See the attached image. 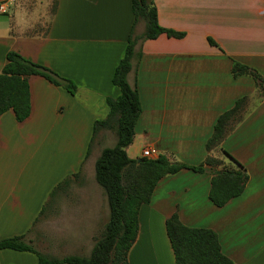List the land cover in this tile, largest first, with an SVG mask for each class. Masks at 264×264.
Here are the masks:
<instances>
[{
  "label": "crops",
  "instance_id": "1",
  "mask_svg": "<svg viewBox=\"0 0 264 264\" xmlns=\"http://www.w3.org/2000/svg\"><path fill=\"white\" fill-rule=\"evenodd\" d=\"M0 2L5 3L0 69L5 53L13 50L75 85L70 93L29 75L28 116L17 122L10 109L0 114V239L23 235L30 244L35 224L56 209H62L64 235L83 205L91 218L107 206L102 189L84 176H93L94 160L102 148L113 146L114 133L105 128L93 133L92 124L106 116L105 98L118 95L111 83L114 67L131 27L132 36H138L143 22L133 25L130 0H53L48 16L50 0ZM153 4L158 24L183 36L161 33L133 47L126 80L137 91L140 112L127 156L134 158L127 149L136 139L140 150L150 146L154 157L162 154L188 165L211 156L227 166L225 151L243 166L247 179L239 195L217 207L207 198L208 171L180 169L160 178L149 203L137 211L127 264H173L164 228L171 213L186 226L213 230L233 264H264V96L250 75L230 72L236 61L264 76V0ZM242 96L241 118L219 146L206 150L217 116ZM71 186L76 188L69 193ZM64 203L69 205H59ZM35 261L32 252L0 249V264Z\"/></svg>",
  "mask_w": 264,
  "mask_h": 264
},
{
  "label": "trees",
  "instance_id": "2",
  "mask_svg": "<svg viewBox=\"0 0 264 264\" xmlns=\"http://www.w3.org/2000/svg\"><path fill=\"white\" fill-rule=\"evenodd\" d=\"M130 10L133 25L141 20L143 30L133 37L131 27L124 53L111 77V83L118 88V95L105 98L107 114L92 124L93 133L100 128L112 130L115 142L111 147L102 148L93 163V179L105 195L108 214L102 230L93 239L89 255L72 254L55 258L36 251L23 240V235L0 239V249L32 252L36 257L34 264H127V251L137 231V211L141 205L149 203L152 190L160 178L180 169L208 171L210 178L207 198L217 207L242 192L247 174L243 166L225 151L223 154L229 159L227 166L211 156H207L198 165L170 160L162 154L151 158L139 157L138 161L127 156L125 148L133 139L134 124L140 112L137 91L126 80L134 56L133 47L138 40L152 39L161 33L174 38L183 36V32L158 24L153 0H130ZM207 41L210 45H216L210 38ZM230 72L233 77L250 75L261 96H264V76L236 61H232ZM29 75L42 76L70 93L75 91V85L70 80L9 50L5 53V62L0 69V114L10 109L17 122L28 116ZM245 105L246 97H239L229 109L217 116L212 132L205 141L206 150L219 146L229 127L241 118ZM77 174H73L74 178ZM66 181L68 179L62 183ZM164 228L173 264H233L221 252L213 230L186 226L179 221L176 213L165 218Z\"/></svg>",
  "mask_w": 264,
  "mask_h": 264
},
{
  "label": "rangeland",
  "instance_id": "3",
  "mask_svg": "<svg viewBox=\"0 0 264 264\" xmlns=\"http://www.w3.org/2000/svg\"><path fill=\"white\" fill-rule=\"evenodd\" d=\"M44 1V0H43ZM53 5V0H50L47 16L50 13ZM35 10L38 9L37 4H35ZM30 11H34V8L30 7ZM48 18V17H47ZM115 137L113 135V145ZM140 142L136 139L132 142V145L128 147L127 153L131 157H138L140 153ZM141 145V144H140ZM86 172V171H85ZM68 180H74L73 174L67 178ZM86 182H96L93 176H89L86 172L84 176ZM75 184V183H74ZM98 186V185H97ZM76 186H71L69 188V193L74 192L73 190ZM100 189V187H98ZM101 190V189H100ZM65 207L69 203L59 204ZM107 206L103 210H100L97 218H91L89 215V208L83 205V209L76 214V217L69 220L68 228L64 227V235H62V209H56L47 218L39 221L35 224L32 234L34 240L30 245L38 252L48 254L55 258H60L64 255H80L88 256L92 246L94 237H96L103 228L104 223L107 220ZM104 214V215H103ZM92 223L93 226H89ZM66 241L64 242L63 239Z\"/></svg>",
  "mask_w": 264,
  "mask_h": 264
},
{
  "label": "built area",
  "instance_id": "4",
  "mask_svg": "<svg viewBox=\"0 0 264 264\" xmlns=\"http://www.w3.org/2000/svg\"><path fill=\"white\" fill-rule=\"evenodd\" d=\"M10 1H12V0H10ZM4 11H5V3L0 2V12H4ZM155 153L156 152H155L154 148L147 146V147L142 148V150L140 152V156L145 157V158H151V157H154Z\"/></svg>",
  "mask_w": 264,
  "mask_h": 264
},
{
  "label": "water",
  "instance_id": "5",
  "mask_svg": "<svg viewBox=\"0 0 264 264\" xmlns=\"http://www.w3.org/2000/svg\"><path fill=\"white\" fill-rule=\"evenodd\" d=\"M136 160L138 161V160H139V158H136ZM216 172H218V170H217Z\"/></svg>",
  "mask_w": 264,
  "mask_h": 264
}]
</instances>
